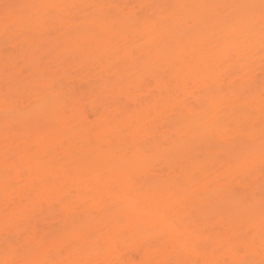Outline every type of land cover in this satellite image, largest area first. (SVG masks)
I'll return each mask as SVG.
<instances>
[{"label": "snow or ice", "instance_id": "1", "mask_svg": "<svg viewBox=\"0 0 264 264\" xmlns=\"http://www.w3.org/2000/svg\"><path fill=\"white\" fill-rule=\"evenodd\" d=\"M0 28L6 71L16 77L0 95V264H264V0H5ZM128 33L147 38L148 48L139 54L126 48L118 37ZM92 73L106 97L103 107L119 111L109 112L107 123L98 114L87 133L88 151L62 174L20 166L18 157L46 159L44 144L59 122L54 113L64 103V80ZM153 97L156 102L137 115L135 104ZM162 128L174 132L164 135ZM117 171L143 198L107 183L105 177ZM256 172L258 224L249 194ZM93 174L95 185L82 187ZM213 187L224 194L215 204L219 218L189 211L192 220L185 226L176 210ZM113 192L104 202L105 193ZM97 200L101 207L81 211ZM50 215L57 218L53 225L47 223ZM97 215L111 225L107 232L90 226L88 217ZM145 217L158 223L141 229L138 221Z\"/></svg>", "mask_w": 264, "mask_h": 264}, {"label": "bare ground", "instance_id": "2", "mask_svg": "<svg viewBox=\"0 0 264 264\" xmlns=\"http://www.w3.org/2000/svg\"><path fill=\"white\" fill-rule=\"evenodd\" d=\"M5 2V0H0V3ZM10 3H33V2H52V0H7ZM54 2L59 3H108V4H118L125 5L131 3H144V4H163V3H230L237 2V0H54ZM120 43L123 44L129 50H136L137 54L140 51L146 50L148 48L147 38L141 39L138 33H128L122 37H118ZM159 39V37H157ZM8 47H11L9 44ZM152 51L156 53V47L153 45ZM166 49L162 46L159 49L160 54H164ZM257 69H259V57L256 58ZM27 75V74H26ZM16 79L14 70L8 69L6 71V42L3 35V30L0 28V95H2L5 90V83L7 80ZM96 79V73L92 74H82L79 77H71L64 80V86L59 90V95L64 99V103L58 108L54 113V116L58 117V123L54 125L56 131L53 136L47 140L44 144V151L48 152L46 159L39 161L36 158H29L28 156L18 157V163L22 167H35L38 168L41 174H62L65 167L74 166L78 163V156L81 153H86L88 151L87 147V133L90 128L93 127L94 123L99 119L98 114H103L105 116V122L111 119L109 112L114 114L118 112L119 109L113 107L112 109H106L103 107L102 99L106 97H101L100 90L95 86L93 81ZM28 83V81H25ZM24 85L22 84L21 87ZM157 97H153L151 102L143 101L142 103L135 104V111L137 115L146 112L150 103L154 104ZM195 100V97H193ZM155 114V113H154ZM115 122H113L114 124ZM161 133L164 135H172L174 129H161ZM163 138V137H162ZM13 150L19 152L20 149L16 148L15 145H9ZM43 155V152H42ZM4 168H5V144H4V130L3 123L0 120V217L3 214V208L5 203V192H4ZM95 174L92 176H86L84 178V184L82 187L85 189L89 186L95 185L96 180L94 178ZM260 174H256L251 178L252 188L249 194H254L257 209L255 212V223H259V193L261 190ZM107 183L118 186L120 192H130L133 198H143V193L138 191L137 188L133 187L129 189V186L124 182L123 177L120 173L114 172L111 175L105 177ZM116 193H105L104 202H107L110 197L115 196ZM223 192L219 189L213 187L208 190L201 199L197 201L189 202L187 207H181L176 210V216L178 219L183 218V223L187 226L192 217L188 216L189 211H194L198 215L203 214L207 216H216L219 218L218 209L215 204L220 201L223 196ZM102 203L100 201H89L85 205L82 212L91 208L101 207ZM56 217L50 215L47 219L48 225H53L56 222ZM91 227L101 228L107 232L111 225L108 224L107 220L102 215H97L95 217H88ZM141 229H149L152 225L158 223L155 217H145L139 221ZM137 221H133V224ZM43 227V225H41ZM203 226V225H202ZM195 227V225H193ZM135 228H133V233ZM150 234V233H145ZM136 240L135 235L132 236V243L134 244ZM4 233L0 231V259H4ZM129 258L138 259L139 254L136 252H129ZM199 257H193L196 259ZM259 260V254L257 252L256 257Z\"/></svg>", "mask_w": 264, "mask_h": 264}]
</instances>
